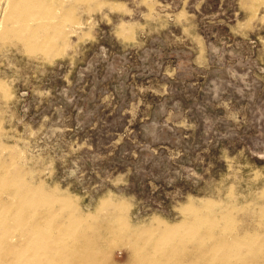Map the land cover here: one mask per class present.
<instances>
[{"label":"rangeland","instance_id":"rangeland-1","mask_svg":"<svg viewBox=\"0 0 264 264\" xmlns=\"http://www.w3.org/2000/svg\"><path fill=\"white\" fill-rule=\"evenodd\" d=\"M42 1L60 55L0 41V164L22 197L123 217L108 264L188 206L264 234V0Z\"/></svg>","mask_w":264,"mask_h":264},{"label":"bare ground","instance_id":"bare-ground-1","mask_svg":"<svg viewBox=\"0 0 264 264\" xmlns=\"http://www.w3.org/2000/svg\"><path fill=\"white\" fill-rule=\"evenodd\" d=\"M0 9V41L14 38L25 43L29 54L60 55L69 31L51 22L53 2L0 0ZM12 180L0 164V264H108L109 235L117 227L129 229L123 217L98 226L97 217L78 214L68 199L53 202L33 191L22 197ZM195 210L186 207L192 219L176 225L130 229L131 264H264V234L236 229L232 211L210 219Z\"/></svg>","mask_w":264,"mask_h":264}]
</instances>
